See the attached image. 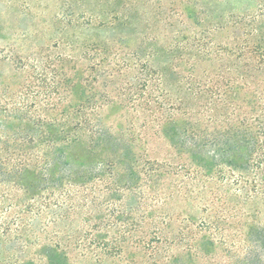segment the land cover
Wrapping results in <instances>:
<instances>
[{
	"label": "trees",
	"instance_id": "16d2710c",
	"mask_svg": "<svg viewBox=\"0 0 264 264\" xmlns=\"http://www.w3.org/2000/svg\"><path fill=\"white\" fill-rule=\"evenodd\" d=\"M16 13L0 264H264V0Z\"/></svg>",
	"mask_w": 264,
	"mask_h": 264
},
{
	"label": "rangeland",
	"instance_id": "374dc122",
	"mask_svg": "<svg viewBox=\"0 0 264 264\" xmlns=\"http://www.w3.org/2000/svg\"><path fill=\"white\" fill-rule=\"evenodd\" d=\"M25 0H0V15H6L5 22L8 21L9 23L13 22V18L16 17V11L18 8L21 10L24 7ZM23 6V7H22ZM12 20V21H11ZM6 22V26H11ZM8 34H11V31L7 29ZM13 33V32H12ZM0 48H2V41L0 39Z\"/></svg>",
	"mask_w": 264,
	"mask_h": 264
}]
</instances>
